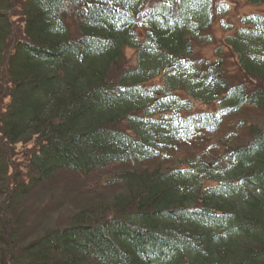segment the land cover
Returning a JSON list of instances; mask_svg holds the SVG:
<instances>
[{
  "label": "trees",
  "instance_id": "16d2710c",
  "mask_svg": "<svg viewBox=\"0 0 264 264\" xmlns=\"http://www.w3.org/2000/svg\"><path fill=\"white\" fill-rule=\"evenodd\" d=\"M154 2L0 0V264H264V13L222 41L259 84L245 86L223 76L220 48L215 61L193 59L227 4ZM242 110L258 118L238 123L244 142L232 130L181 155ZM30 137L21 176L3 146ZM69 176L89 180L93 203L21 244L7 210Z\"/></svg>",
  "mask_w": 264,
  "mask_h": 264
},
{
  "label": "rangeland",
  "instance_id": "374dc122",
  "mask_svg": "<svg viewBox=\"0 0 264 264\" xmlns=\"http://www.w3.org/2000/svg\"><path fill=\"white\" fill-rule=\"evenodd\" d=\"M216 3H224L228 5V12L226 15L217 16L212 26L205 31V35H209L211 42H201L194 46L193 59L199 60L204 57L210 61H215L218 57L217 49L220 48L221 55L226 60L222 69L224 70L223 76L228 80L230 84L233 83H244L245 86H256L258 82H253L248 78L241 76L240 71L237 69L236 61L234 56L228 52L222 41L225 36L233 34L235 29L240 27V17L245 14L258 12L264 13V6H251L244 1L240 0H214ZM155 3L154 0H147L146 6ZM70 11L67 13V26L72 33H76V22L75 19L70 16L72 9L70 6L67 7ZM230 27V29L227 28ZM74 38L75 36H71ZM124 61L123 65L126 67L135 66V53L134 50L125 48L124 49ZM223 60V59H222ZM114 79V78H112ZM158 81V80H157ZM156 83V82H155ZM259 85V84H258ZM194 106L200 110H214L213 105L203 106L200 102H195ZM256 114H251L249 110H242L240 112L229 113L223 118V123L219 131L211 132L210 135L194 145L184 146L181 155H193L196 153L200 154V151L205 152L210 143L214 144L220 137L227 132L235 130L238 132L239 143L244 142V130L239 129L238 123L240 121L252 122L257 120ZM205 147H201L200 144L205 143ZM219 146V145H218ZM218 146L211 149L218 150ZM37 148V142L34 137H30L27 141H19L13 145L5 144L3 149L6 153L5 157L10 161L14 162L18 167L17 170L23 175H27L25 170L27 159L31 152ZM217 152V151H216ZM184 153V154H183ZM179 155V154H178ZM108 176V175H107ZM104 176L100 183H97V188L100 198H109V191L103 188V182L108 178ZM67 185L57 190L52 184H44L33 190L28 197L20 199L19 205L11 207L7 210V216L10 219L12 225L18 226L17 237L20 243L23 244L32 240L33 238L41 235L43 230L47 227L60 226L66 220V214L69 215V211L77 208H86L89 204L93 203V199L96 198L97 193L88 192V185L86 184L89 180L87 178L81 179L76 178L75 182H72V178L67 177ZM94 179H91V181ZM77 181V182H76ZM4 178H2L1 185L4 186ZM93 184V183H92ZM95 184V183H94ZM0 185V211L4 207L2 203L7 198L2 186ZM52 196V198H51ZM65 206L62 207V205ZM62 227V226H60ZM23 229V231L21 230ZM21 230V231H20Z\"/></svg>",
  "mask_w": 264,
  "mask_h": 264
},
{
  "label": "snow or ice",
  "instance_id": "6c2138e0",
  "mask_svg": "<svg viewBox=\"0 0 264 264\" xmlns=\"http://www.w3.org/2000/svg\"><path fill=\"white\" fill-rule=\"evenodd\" d=\"M183 63V62H182Z\"/></svg>",
  "mask_w": 264,
  "mask_h": 264
}]
</instances>
